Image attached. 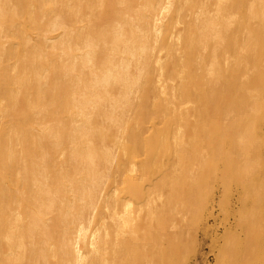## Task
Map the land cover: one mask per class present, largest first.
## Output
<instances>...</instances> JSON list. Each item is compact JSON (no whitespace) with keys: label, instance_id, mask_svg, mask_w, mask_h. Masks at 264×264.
<instances>
[{"label":"rangeland","instance_id":"obj_1","mask_svg":"<svg viewBox=\"0 0 264 264\" xmlns=\"http://www.w3.org/2000/svg\"><path fill=\"white\" fill-rule=\"evenodd\" d=\"M148 2L48 0L45 5L42 0H0V149L2 157L11 159L7 191L21 196L5 210L0 264H33L34 259L36 264L43 244L49 248L43 230L29 229L31 217L39 208L45 210L42 198L48 189L62 186L61 203L71 208L65 217L77 225L71 214L83 203L80 187L114 172L103 168L96 179H86L93 171L83 163L110 165L134 156L147 173L136 196L145 201L140 211L142 201L134 198L135 232L128 241L136 242H125L124 258L119 256L116 264H248L237 257L239 248L230 260L217 259L224 242H255L264 231V0ZM107 10L110 16L99 20ZM160 25L159 33L155 27ZM121 32L126 37L114 44L113 37ZM184 34L190 40L184 45L182 39L181 45L175 38ZM137 39L148 44L143 54ZM128 44L135 50L125 49ZM143 62L149 63L147 69ZM106 75L117 76L107 82ZM27 132L31 137L23 138ZM153 134L158 140L150 148L145 142ZM24 166L33 168L34 175L25 190L15 186ZM41 214L44 219L63 215ZM103 216L96 210L89 232ZM23 229L33 234L23 235Z\"/></svg>","mask_w":264,"mask_h":264},{"label":"bare ground","instance_id":"obj_2","mask_svg":"<svg viewBox=\"0 0 264 264\" xmlns=\"http://www.w3.org/2000/svg\"><path fill=\"white\" fill-rule=\"evenodd\" d=\"M26 1V0H25ZM41 1V0H40ZM43 1V4L47 5L48 4V0H42ZM124 1V0H123ZM51 2V1H50ZM127 2V1H126ZM133 2V1H132ZM152 2L153 0H149L148 3H151L152 5ZM36 3V1H35ZM39 3V1H38ZM52 3V2H51ZM170 3V2H169ZM191 3V2H190ZM238 3V1H237ZM129 4V5H128ZM128 6L132 7L131 6V3L130 1L128 2ZM52 5V4H51ZM149 4V6H151ZM171 6V4H170ZM192 6H194L192 4ZM235 6V5H234ZM44 7V6H43ZM47 7V6H46ZM153 7V6H152ZM24 8V7H23ZM114 9V8H113ZM43 10V9H42ZM52 8L49 6L46 8V11H51ZM55 10V9H54ZM111 10V9H110ZM110 10H107L106 12H104L103 16H101L99 18L102 19L104 16L106 17H109L110 15ZM113 12V11H112ZM139 12H142V11H139ZM148 12V11H146ZM70 13V12H69ZM262 13V12H261ZM44 14V13H43ZM139 14V13H138ZM112 16V15H111ZM123 16V15H122ZM223 16V15H222ZM98 17V16H97ZM224 17V16H223ZM116 18V16H115ZM124 18V17H123ZM209 19V18H208ZM211 19V18H210ZM209 19V20H210ZM214 19V18H213ZM221 19V17H220ZM105 20V19H104ZM144 20V19H143ZM148 20V19H147ZM223 20V19H221ZM220 20V21H221ZM5 21V20H4ZM115 21V20H114ZM213 22H216V19H214ZM218 22V21H217ZM216 22V23H217ZM223 22V21H222ZM264 22V21H263ZM1 23V22H0ZM25 23V22H24ZM23 23V25H24ZM29 23V22H28ZM31 23V22H30ZM117 23V22H116ZM146 23V21H145ZM174 23V22H173ZM129 24V23H128ZM171 24V22H170ZM176 24V23H175ZM204 24V23H203ZM54 25V24H53ZM103 25V24H102ZM138 25V24H137ZM163 25V24H162ZM210 25V24H209ZM214 25H216L214 23ZM224 25V24H223ZM158 26V25H157ZM206 26V24L204 25ZM218 26V25H217ZM109 27V26H108ZM209 27L211 28V26H208V29ZM215 27V26H213ZM157 28V32H161L162 29V26L160 25L159 27H155ZM168 28V26H167ZM100 29V28H99ZM116 29V28H115ZM120 29V28H119ZM172 29V28H171ZM185 29V28H184ZM203 29V28H202ZM207 29V30H208ZM257 29V28H256ZM132 30V28H131ZM167 30H170V29H167ZM166 30V31H167ZM186 30V29H185ZM216 30V29H214ZM220 30V29H219ZM251 30V29H250ZM122 31V30H121ZM187 32H189V30L187 29L186 30ZM213 31V30H212ZM12 32V31H11ZM159 32V33H160ZM185 32V31H184ZM202 32V31H201ZM20 33V32H19ZM116 33V31L114 32ZM168 33V32H167ZM170 35L173 34V30H171V32H169ZM180 33V32H178ZM13 34V33H12ZM119 34V33H118ZM117 34V35H118ZM130 34V33H129ZM156 34V33H155ZM104 35V34H103ZM126 35V34H125ZM124 35V33L121 32V34H119L118 36H115L113 37V41H114V44H116L115 42L117 41H122L123 38H125L126 36ZM132 35V34H131ZM176 35V34H175ZM14 36V35H12ZM105 36V35H104ZM107 36V35H106ZM105 36V37H106ZM125 36V37H124ZM174 36V35H173ZM191 36V35H190ZM15 38H17V42H21L20 40V34H17L16 36H14ZM129 37V36H128ZM172 37V36H171ZM176 37V36H175ZM173 38V37H172ZM171 38V39H172ZM170 39V38H169ZM176 40H181L180 42L179 41H176V44L178 43V45H183V41L185 40L184 42V45L186 42H189V37H187L185 34L184 36L183 35H179L178 38H175ZM174 39V40H175ZM183 39V41H182ZM104 40V39H103ZM106 40V38H105ZM134 40V39H133ZM232 40V39H231ZM15 41V40H14ZM106 42V41H105ZM173 42V41H171ZM107 43H108V40H107ZM137 43L140 44V46H136V47H140L141 48V53L143 54V52H145V49L147 48V45L146 43H142L140 40L137 39ZM180 43V44H179ZM22 44V43H21ZM26 44V43H25ZM122 44V43H121ZM173 44V43H172ZM175 44V42H174ZM189 44V43H188ZM193 44V43H192ZM113 46V45H112ZM126 46V45H125ZM124 46V48H125ZM133 46V45H132ZM191 46V44L189 45ZM189 46L187 47V49L189 48ZM123 47V46H122ZM131 46L128 44L126 46L125 49H128L130 48ZM131 49H134L133 47L130 48V51ZM138 49V48H137ZM136 49V50H137ZM110 50V49H109ZM135 50V49H134ZM133 50V51H134ZM176 50V49H175ZM185 52V51H183ZM189 55L191 54L190 51H188ZM134 54V53H133ZM36 56V55H35ZM187 56V55H186ZM159 57V56H158ZM199 57V56H198ZM98 59H100L99 57H97ZM162 59L159 57V60ZM56 63V62H55ZM144 63V66H142V68L144 69H147L146 67L149 66V63L147 62H143ZM173 63V62H172ZM255 63V62H254ZM111 64V62H110ZM113 64V63H112ZM111 64V65H112ZM209 64V63H208ZM109 66V65H108ZM113 66V65H112ZM7 67V66H6ZM107 66H105L106 68ZM111 67V66H110ZM109 67V68H110ZM122 67V66H121ZM125 69H126V66H124ZM164 66L161 65V70L164 69L163 68ZM5 69V68H3ZM28 69V68H27ZM115 69V68H113ZM113 69H111L112 71H114ZM160 69V68H158ZM143 70V69H142ZM160 70V71H161ZM33 71V70H32ZM108 72V69L106 70ZM105 71V73H106ZM145 71V70H144ZM150 70L148 69V71H146L145 73V78H146V81L149 80V76L148 74L150 73L149 72ZM111 72V71H110ZM107 75H109V73ZM122 72V71H120ZM127 72V71H126ZM113 73H116L115 71ZM112 73V74H113ZM163 73V72H161ZM261 73V72H260ZM2 74V73H1ZM5 75V74H3ZM106 75V77H107ZM118 75V74H117ZM116 75V76H117ZM120 75V74H119ZM115 75H110L107 77V82H109V78L112 79V77H116ZM126 76V75H125ZM13 77V76H12ZM122 77V76H121ZM161 77V76H160ZM184 77V75L182 76ZM5 78V77H4ZM11 78V77H10ZM15 78V77H14ZM14 78L12 80H14ZM98 78V77H97ZM18 79V78H17ZM21 78H19L20 80ZM189 79V78H188ZM17 80V81H19ZM22 80V79H21ZM20 80V82H21ZM24 80V78H23ZM27 80V79H26ZM25 80V81H26ZM122 80H123V77H122ZM7 81V82H6ZM5 81V84H9L10 83V79H6ZM17 81H14V82H17ZM24 81V82H25ZM1 82V81H0ZM23 82V83H24ZM29 82V81H28ZM100 82V81H99ZM12 83V82H11ZM123 83V82H122ZM14 84V83H13ZM20 84V83H19ZM22 84V83H21ZM25 84V83H24ZM23 84V85H24ZM27 84V83H26ZM191 85V84H190ZM5 86V85H4ZM18 86V85H17ZM28 86V85H27ZM34 86V85H33ZM122 86V85H121ZM154 86V85H153ZM26 87V85H25ZM32 87V86H31ZM132 87V86H131ZM2 88H4L2 86ZM0 88V89H2ZM6 88V86H5ZM19 88V87H18ZM24 88V86H23ZM39 88V87H37ZM56 88V86H55ZM117 88V87H116ZM127 88V87H126ZM133 88V87H132ZM186 88V87H185ZM215 88V87H214ZM59 89V88H58ZM62 89V88H61ZM60 89V90H61ZM103 89V88H102ZM129 89V88H128ZM187 89V88H186ZM189 89V88H188ZM50 90V89H49ZM182 90V89H181ZM184 90V89H183ZM1 91V90H0ZM23 91V90H22ZM36 91V90H35ZM62 91V90H61ZM64 91V90H63ZM69 92V91H68ZM188 92V91H187ZM35 93V92H34ZM189 93V92H188ZM152 94V93H151ZM207 94V93H206ZM15 95V94H14ZM46 95V94H45ZM98 95V93H97ZM155 95V94H154ZM183 95V94H182ZM155 97V96H154ZM206 97V95H205ZM129 98V97H128ZM153 98V97H152ZM213 98L215 97H212V100ZM216 99V98H215ZM15 100V99H14ZM18 100V99H17ZM16 100V101H17ZM201 100V99H200ZM19 101V100H18ZM24 101V102H23ZM91 101V100H90ZM211 101V100H210ZM25 99H21V103H25ZM217 102V101H215ZM61 103V102H60ZM28 104V103H27ZM143 104V103H142ZM164 104V103H163ZM213 104V103H212ZM53 105V104H52ZM144 105V104H143ZM166 105V104H165ZM203 105V104H202ZM215 105V104H214ZM159 106V105H158ZM204 106V105H203ZM210 106V105H209ZM163 107V106H162ZM167 107V106H165ZM261 107V106H260ZM157 110H160L158 107H156ZM143 109V108H142ZM170 109V108H169ZM168 109V110H169ZM222 109V108H221ZM165 110V109H164ZM203 110V109H202ZM137 111V110H136ZM140 111V110H139ZM211 111V110H210ZM8 112V111H7ZM206 112V111H205ZM213 112V111H212ZM220 112V111H219ZM217 113V112H216ZM158 114V112H157ZM140 115V114H139ZM146 115V114H145ZM155 115V114H154ZM210 116V115H209ZM142 118V117H140ZM211 118V116H210ZM244 118V117H243ZM206 119V118H205ZM136 120V119H135ZM152 120V119H151ZM166 120V119H165ZM92 121V119H91ZM148 121H149V118H148ZM157 122V121H156ZM172 123V122H171ZM215 123V122H214ZM232 123V122H231ZM157 124V123H155ZM165 124V123H164ZM249 124V123H248ZM138 126V125H137ZM232 127V126H231ZM244 127V126H243ZM24 128V127H23ZM135 128V127H133ZM163 128V126L161 127ZM22 129V127L20 128ZM129 129V128H128ZM127 129V130H128ZM137 129V128H136ZM151 129V128H150ZM155 129V128H154ZM131 130V129H130ZM224 130V129H223ZM255 130V129H254ZM29 131V130H28ZM219 131V130H218ZM165 132V131H164ZM224 132V131H222ZM246 132V131H245ZM248 132V131H247ZM21 133V132H20ZM19 133V135H20ZM29 132H27L28 134ZM133 133V132H131ZM137 133V132H136ZM158 133V132H157ZM163 133V132H162ZM239 133V132H238ZM243 133V132H241ZM26 134V133H25ZM134 134V133H133ZM22 135V134H21ZM32 135V133H31ZM82 135V134H81ZM135 135L134 134V138H135ZM143 135V134H142ZM230 135V134H229ZM251 135V134H250ZM249 135V136H250ZM146 136V135H145ZM144 136V137H145ZM149 136V135H148ZM195 136V135H194ZM246 136V135H245ZM244 136V137H245ZM25 137H31L30 136V133L28 136L24 135L23 138ZM236 137V136H235ZM81 138V137H80ZM132 138V136H131ZM134 138H132L134 140ZM212 138V137H211ZM243 138V137H241ZM240 138V139H241ZM100 139V138H99ZM138 139V136L136 135V140ZM146 139V138H145ZM143 139V140H145ZM215 139V138H214ZM239 139V138H238ZM30 140V138H29ZM104 140V139H103ZM136 140H134L136 142ZM139 140V139H138ZM155 140H156V135L153 134V135H150L145 142L147 146H149L150 148H152V146L154 145L155 143ZM158 140V139H157ZM156 140V141H157ZM224 140V139H223ZM242 140V139H241ZM21 141V140H20ZM23 141V140H22ZM21 141V142H22ZM25 141V139H24ZM132 141V142H134ZM212 141V140H211ZM238 141V140H237ZM137 142H142V141H137ZM249 142V141H248ZM251 142V141H250ZM23 143V142H22ZM224 143V142H223ZM238 143V142H237ZM168 144V143H167ZM239 144V143H238ZM37 145V144H36ZM198 145V144H197ZM224 145V144H223ZM243 145V144H241ZM240 145V146H241ZM4 146V145H3ZM211 146V144H210ZM249 146V145H248ZM5 147V146H4ZM3 147V148H4ZM27 147V146H25ZM23 147V150L22 153L24 154L26 150H24ZM30 147V146H28ZM237 147V146H236ZM242 147V146H241ZM246 147V146H244ZM216 148V147H215ZM214 148V149H215ZM6 149V148H4ZM9 149V148H8ZM197 149V148H196ZM199 149V148H198ZM202 149V147H201ZM213 149V148H212ZM29 150V149H28ZM152 150V149H151ZM154 150V149H153ZM7 151V150H6ZM12 151V149H11ZM20 151V152H21ZM247 151V150H246ZM27 152V151H26ZM30 152V151H28ZM57 152V151H56ZM88 152V151H87ZM135 152V151H134ZM153 152V151H152ZM12 152H10L11 154ZM32 153V152H31ZM34 153V151H33ZM95 153V152H94ZM98 153V152H97ZM102 153V152H101ZM145 153V152H144ZM213 153V152H212ZM221 153V152H220ZM253 153V152H252ZM7 153L4 154V156L6 155ZM9 154V155H10ZM14 153H12L13 155ZM17 154V151L15 152L14 155ZM52 154V153H51ZM88 154V153H87ZM130 154V153H129ZM147 154V153H146ZM224 154V153H223ZM227 154V153H226ZM238 154V153H237ZM246 154V153H245ZM248 154V153H247ZM246 154V155H247ZM94 155V154H93ZM149 155V154H148ZM8 156V155H6ZM5 156V157H6ZM18 156V155H17ZM16 156V157H17ZM131 156V155H130ZM137 156V155H136ZM19 157V156H18ZM22 156L20 155V158ZM25 156L23 155V158ZM117 157V156H116ZM135 157V156H134ZM131 158V160H125V161H119L117 162L116 164H114V162H110V165L108 164V162L106 163H101L100 161H97L96 163L94 162H86V163H83V167L86 169V168H89L90 171H93V173L91 172V175H86L85 178L87 179L88 177H90L91 179H96V171H99V169L103 170V168H105L106 170H108V172H110L112 169L114 170V174L112 173V176H110V173L107 174L108 172H105V170L103 171L105 173V177H97V180L95 182H93L91 184V186H85L83 185L82 187H80L81 191L78 192V194L81 196V199L83 200V203H81V205L79 204V206H77L78 208V211L76 210L77 208H75V212H73V217L76 216V220H77V225L76 223H73L75 222V219L74 220H68L66 219V212L69 214V208H66L65 205H63L61 203V198L62 196H64L65 193H63L64 191L62 190V186L60 185H56V188L53 189V190H50L48 189L46 192H45V195L44 197L42 198V203L44 206H45V210H41L39 208V210L36 212L38 214H34V216L31 217V224L33 223V228H29L31 231H39L40 232L43 230V234H45V239L46 241L44 243L48 244V247L49 248H44V244H43V247L40 248V253L37 255V258H36V264H116V262L119 260L118 257L119 256H122L123 253L121 252V248L123 246H127V243H130V241H128L130 238L132 239V235L133 233L135 232V228H132L133 227V221L134 219L137 217H134L133 216V213L136 211V209L134 210V207H133V202H134V198L139 201H142L139 205V210L142 211V206L141 204H143V202L145 201V199H139L136 198L138 192L141 190L142 191V188L143 185L142 184V180L144 178V176L147 174H145V171L141 168L142 164H138V160H136L135 158ZM227 157V156H226ZM245 157V156H244ZM250 158H252V155H250ZM224 159V158H223ZM255 159V158H253ZM87 160V159H86ZM93 160V159H92ZM98 160V159H97ZM218 160V159H217ZM222 160V159H221ZM44 161V160H43ZM88 161V160H87ZM229 161V160H228ZM147 162V161H146ZM182 162V161H181ZM202 162V161H201ZM217 162V161H216ZM248 162V161H247ZM19 163V162H18ZM185 163V162H184ZM226 163V162H225ZM239 163V162H238ZM241 163V162H240ZM245 164V162H243ZM41 164V163H40ZM48 164V163H47ZM177 164V163H176ZM217 164V163H216ZM49 165V164H48ZM144 165V164H143ZM226 165V164H225ZM11 159L8 160L4 157H2V152H1V149H0V234L3 230L6 229L5 227V219L4 217V214H5V210L10 208V205L8 207V203L10 204V201L12 199H14L15 197L18 196V193L16 195V192H14L15 194H12V192L10 191H7V186H9L11 184V182L9 181L11 178H12V173L10 172L11 171ZM56 166V165H55ZM239 166V164H238ZM54 167V166H53ZM69 167V166H68ZM102 167V168H101ZM71 168V167H70ZM81 168V167H80ZM165 168V167H164ZM231 168V167H230ZM241 168V166H240ZM246 168V167H245ZM24 169H26V171L24 170L23 173H20L21 176V180H23L22 182L20 181H16L17 184L15 185L12 184V185H15L17 186V188H19L20 186H22L21 188L23 190H25L27 188V181L28 179L32 178L33 176H31V171L32 169H29V167H26L24 166ZM227 169V168H226ZM45 170V169H44ZM59 170V169H58ZM242 170V169H241ZM42 171V170H41ZM56 171V170H55ZM82 171V170H81ZM238 171V170H237ZM34 172V171H33ZM84 172V171H83ZM88 172V171H87ZM201 172V171H200ZM228 172V171H227ZM242 172V171H241ZM231 173V172H230ZM50 174V173H49ZM99 174V172H98ZM97 174V175H98ZM228 174V173H227ZM242 174V173H241ZM52 175V174H51ZM57 175V174H56ZM82 175V174H81ZM103 175V174H102ZM226 175V174H225ZM44 176V175H43ZM100 176V175H99ZM239 176V175H238ZM56 177V176H55ZM58 177V176H57ZM65 178V177H64ZM103 178H106L105 180H103ZM109 178V180H108ZM225 178V177H224ZM16 179V178H15ZM48 179V178H47ZM53 179V178H52ZM55 179H58V178H55ZM71 179V178H70ZM78 179V178H77ZM76 179V180H77ZM14 180V178H13ZM32 180V179H31ZM30 180V181H31ZM37 180V179H36ZM89 180V179H88ZM108 180V182H107ZM93 181V180H92ZM14 182V181H13ZM43 182V181H42ZM57 182V181H56ZM64 182V181H63ZM62 182V183H63ZM88 182V181H87ZM123 183H126V188L127 189H124L121 187V184ZM37 183V182H36ZM82 183V181H81ZM44 184V183H43ZM65 184V183H64ZM73 184V183H72ZM199 184V183H198ZM253 184V183H252ZM202 185V184H201ZM54 186V185H53ZM125 186V185H123ZM253 186V185H252ZM13 189L14 186H12ZM11 187V188H12ZM142 187V188H141ZM155 187H160V185H158V183L155 185ZM16 188V189H17ZM8 190H10L8 188ZM23 190H19V192H22ZM159 190V189H158ZM207 190V189H205ZM247 190V189H246ZM42 191V190H41ZM102 191H105L104 194H103V197H101V193ZM227 191V190H226ZM24 192V191H23ZM255 192V191H254ZM140 193V192H139ZM205 193V192H204ZM75 194V193H73ZM161 193L158 192V194L156 195L157 196V202L160 201V195ZM207 194V193H206ZM249 194V193H248ZM139 195H142V194H139ZM191 195V194H189ZM250 195V194H249ZM42 196V195H41ZM77 196V194H75V197ZM21 196H19L20 198ZM27 197V196H26ZM79 197V196H78ZM143 197V196H142ZM145 197V196H144ZM191 196H189L190 198ZM210 197V196H209ZM18 198V197H17ZM18 198V199H19ZM65 198V197H64ZM23 198L20 199V202L22 201ZM40 199V198H39ZM191 199V198H190ZM17 200V199H16ZM80 200V199H79ZM204 200V199H203ZM13 201V200H12ZM11 201V202H12ZM23 201H26V200H23ZM37 201V200H36ZM73 201V200H71ZM198 201V200H197ZM246 201V200H245ZM63 202V201H62ZM24 203V202H22ZM25 203H27L28 207L30 208L31 205L29 206L30 201L27 200ZM74 203V202H72ZM19 204V202H18ZM17 204V205H18ZM41 204V203H40ZM146 204V202H145ZM160 204V203H159ZM253 204V203H252ZM20 205H18L17 207H19ZM33 206V205H32ZM75 206V205H74ZM72 207V206H71ZM141 207V208H140ZM44 208V207H42ZM73 208V207H72ZM106 208V209H104ZM16 209V208H14ZM38 209V208H37ZM71 209V208H70ZM100 209V210H99ZM17 210V209H16ZM25 208H23V212ZM28 210V209H27ZM73 210V209H72ZM97 210V214L99 213H103L104 216L102 217L103 220H101V222L98 224V226L96 228H94L93 230H91L90 232L88 231L89 230V227H90V223L93 222V220L95 219V212ZM99 210V212H98ZM106 210V211H105ZM196 210V209H195ZM54 211H58L60 213H62L63 215L62 216H57V215H54V216H48L46 219H44L41 215V213L45 212V214H51L53 213ZM8 213V212H6ZM12 213V212H11ZM22 213V212H21ZM263 214V212H262ZM19 215V214H18ZM37 215V216H36ZM70 215V214H69ZM10 216V215H9ZM13 216V215H12ZM25 216V215H24ZM153 216V215H152ZM264 217V216H262ZM29 218V217H28ZM244 218V217H242ZM12 219V217H11ZM24 219V218H23ZM264 218H262L263 220ZM8 220V219H7ZM110 221V222H109ZM259 221H260V218H259ZM264 221V220H263ZM262 221V222H263ZM18 222V221H17ZM25 222V221H24ZM75 224V226L72 225ZM244 223V222H243ZM249 223V222H248ZM247 223V224H248ZM264 223V222H263ZM22 224V223H21ZM17 225V224H16ZM9 226V225H8ZM244 226V225H242ZM251 225H249V228H250ZM5 227V228H4ZM31 227V225L29 226ZM255 227V226H254ZM263 227V226H261ZM10 228V227H9ZM248 228V227H246ZM260 228V226H259ZM264 228V227H263ZM255 229V228H253ZM252 229V231H253ZM15 230V229H14ZM20 230V229H19ZM30 230H24L21 232L23 235L26 233V234H29V232H31ZM11 232V230H9ZM245 232V230H243ZM254 231H258V229H255ZM33 232H31V234H33ZM89 232V233H88ZM248 232V231H247ZM259 232H260V229H259ZM42 233V232H41ZM260 236L255 238V239H258V240H255L252 239L253 241L250 242V241H246V243H239L238 241V244H235V243H230V241H227V242H224L223 246H221L220 248V252H219V256H218V262L222 263L224 262V259L226 260L225 257L228 258V256L231 258V255L234 256L236 255V250L235 248H239L241 250L242 253L239 252V255L237 256L239 259H247L246 260H243V262H247L248 264H264V231L263 232H260ZM36 234V233H35ZM247 234V233H246ZM249 234V232H248ZM259 234V233H258ZM38 235V234H37ZM5 236V235H4ZM11 236V235H10ZM16 236V235H15ZM21 236V235H20ZM41 236V235H40ZM253 236V235H252ZM37 237V236H36ZM135 237V236H133ZM234 237V236H233ZM248 237V236H247ZM245 237V239L247 238ZM256 237V236H255ZM231 238V237H229ZM43 239V238H42ZM41 239V240H42ZM130 239V240H131ZM137 239V238H135ZM232 239V238H231ZM248 239L251 240V237H249ZM36 240V239H35ZM140 240H142V238H140ZM233 240V239H232ZM231 240V241H232ZM239 240V239H238ZM128 241V242H127ZM133 242L132 243H135L134 242V238L132 240ZM143 241V240H142ZM243 241V240H242ZM42 242V243H43ZM127 242V243H125ZM233 242V241H232ZM236 242V243H237ZM22 243V242H21ZM126 244V245H122V244ZM130 243V244H132ZM138 243V241H137ZM20 244V243H19ZM41 244V243H40ZM129 244V245H130ZM22 245V244H21ZM29 245V244H28ZM128 245V246H129ZM1 246V245H0ZM11 246V245H10ZM23 246V245H22ZM133 246V245H132ZM33 247V246H32ZM47 247V246H46ZM135 247V246H134ZM44 248V249H43ZM124 248V247H123ZM158 248V246H157ZM22 249V248H21ZM28 249V248H27ZM35 249V248H34ZM33 249V251H34ZM38 249V248H37ZM36 249V250H37ZM43 249V250H41ZM243 249V250H242ZM23 250V249H22ZM26 250V249H25ZM31 250V249H30ZM136 250V249H135ZM239 250V251H240ZM9 251V250H8ZM38 251V250H37ZM127 251V250H126ZM126 251L124 250V252L126 253ZM131 251V250H130ZM157 251H160L159 249ZM2 252V251H1ZM135 252V251H134ZM31 253V252H29ZM33 253V252H32ZM155 253V252H154ZM237 253H238V250H237ZM13 254V253H12ZM37 254V253H36ZM4 255V254H3ZM6 255V254H5ZM25 255V254H24ZM33 256V255H32ZM31 256V257H32ZM152 256V255H151ZM20 257V256H19ZM36 257V256H35ZM123 257V256H122ZM158 257H161V256H158ZM5 258V257H4ZM124 258V257H123ZM236 258V257H233V259ZM129 259V258H128ZM159 259V258H158ZM230 260V259H229ZM121 261V260H120ZM151 261V260H149ZM154 261V260H153ZM237 261V260H236ZM240 261V260H239ZM34 262H35V259H34ZM33 262V264H34ZM147 262V261H146ZM152 262V261H151ZM156 262V261H155ZM235 262V261H234ZM238 262V261H237ZM242 263V261H240ZM5 263V262H4ZM128 263V262H127ZM120 264V263H119ZM135 264V263H134ZM148 264V263H146ZM234 264V263H233ZM240 264V263H239Z\"/></svg>","mask_w":264,"mask_h":264}]
</instances>
